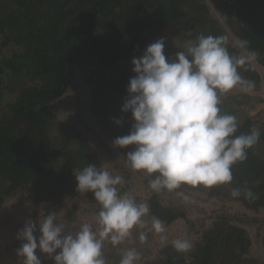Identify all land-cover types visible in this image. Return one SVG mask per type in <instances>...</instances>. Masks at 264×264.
<instances>
[{"label": "trees", "instance_id": "obj_1", "mask_svg": "<svg viewBox=\"0 0 264 264\" xmlns=\"http://www.w3.org/2000/svg\"><path fill=\"white\" fill-rule=\"evenodd\" d=\"M207 2L236 37L248 41V49L258 53L264 66V0H0V208L7 198L19 196L36 209L64 207L68 217L76 193L74 174L89 163L99 168V159L88 138L60 122L51 105L74 85L79 73L96 123L112 141L129 134L134 121L121 108L129 79L135 75L131 60L161 37L177 35L194 41L201 34H227ZM227 47L230 54H239L230 41ZM181 50L166 41V57L174 58ZM238 71L254 81L256 89L257 71L247 65ZM235 98L234 94L220 97L221 113L236 117L235 135L257 129L260 138L247 150V159L233 165L231 183L207 188L183 185L170 193L206 192L257 211L264 208V123L241 112ZM133 147L121 148L128 165L126 154ZM233 188H248L258 198H234ZM170 196L163 201L153 193L147 217L165 224L179 218L182 210ZM251 243L245 228L229 216L217 215L190 251L166 249L145 264H260L248 256Z\"/></svg>", "mask_w": 264, "mask_h": 264}, {"label": "clouds", "instance_id": "obj_2", "mask_svg": "<svg viewBox=\"0 0 264 264\" xmlns=\"http://www.w3.org/2000/svg\"><path fill=\"white\" fill-rule=\"evenodd\" d=\"M229 40V34H201L194 41H184L183 50L173 58L166 57V41L161 37L131 60L135 75L129 79L121 111L130 112L134 122L129 134L115 138L113 146H134L126 154L127 161L132 170L153 176L149 187L155 192H173L183 185L207 188L231 183L233 165L245 161L247 150L260 138L257 129L235 135L236 117L222 114L219 107L221 95L236 88L247 94L255 88V82L243 78L238 69L253 65L258 53L248 49L247 40L232 37V46L240 51L230 54ZM74 176L76 191L91 192L100 205L97 228L84 223L73 233L51 212L39 225L28 219L15 237L20 242L16 256L23 264H42L37 252L53 264H107L102 251L105 240L117 246L132 236L134 228L148 229L143 218L149 207L127 193L120 194L117 186L124 182L122 176L94 163ZM230 194L258 198L248 188H233ZM150 230L163 233L165 228L153 216ZM139 238L145 240V232ZM172 246L180 253L193 247L180 238ZM138 260L139 253L130 248L123 252L120 264Z\"/></svg>", "mask_w": 264, "mask_h": 264}, {"label": "rangeland", "instance_id": "obj_3", "mask_svg": "<svg viewBox=\"0 0 264 264\" xmlns=\"http://www.w3.org/2000/svg\"><path fill=\"white\" fill-rule=\"evenodd\" d=\"M207 4L212 17L230 35L229 41L232 43L231 38L236 35L224 23L214 5L210 2ZM165 40L172 46L183 49L184 41L187 38L171 35L167 36ZM251 66L260 76V82L256 89L245 94L236 88L221 97L236 95L235 101H233L234 105L239 107L241 112L250 116L253 121L264 123V66L259 63L258 59ZM87 101L88 88L78 73L74 85L56 100L51 108L57 112L60 122L81 131L92 143L97 150L99 168L107 169L114 176L123 177L124 182L117 186L120 194L127 193L134 197L137 203H146L147 205L148 199L153 193L159 194L163 201H165L164 197L170 194L171 199L169 200L182 210V215L170 224L162 222L165 228L163 233L150 230L151 219L146 215L143 219L148 224V229L134 228L132 236L117 246H113L109 240H105L102 251L107 264H120L123 252L130 248L136 249L139 253V260L136 264H145L146 261H151L161 255L166 249L172 252L176 251L172 246V241L177 238L187 239L193 245L199 240L202 231L211 226L213 218L217 215L229 216L232 223L246 229L252 241L248 256L254 257L259 260L260 264H264V208L257 211L249 210L237 201L219 200L200 191L181 190L175 193H170L167 190L153 191L149 187L151 180L149 176L143 172L132 170L130 165L123 160L122 149L113 146L108 131L96 123L89 111ZM71 202L70 210L68 208L69 216L66 217L64 216V214L66 215L64 207H61L60 211L55 210L57 206L48 205H41L36 209L33 204L25 201L22 197L7 198L0 208V264H23V259L16 256V248L19 247L20 242L15 237L17 231L24 226L28 219L39 225L51 212L56 216L58 223L66 224L68 230L73 233L78 231L84 223L91 224L95 230L97 228L95 221L100 205L97 207L98 203L93 194L76 191ZM35 211L37 212L34 215ZM70 213L72 214L70 215ZM142 231L146 234V239L143 241L139 238ZM37 255L42 259V264H53L39 252Z\"/></svg>", "mask_w": 264, "mask_h": 264}]
</instances>
